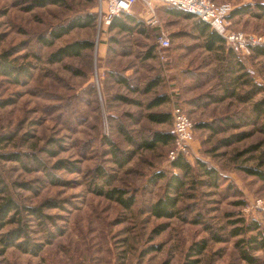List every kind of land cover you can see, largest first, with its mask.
<instances>
[{"label": "rangeland", "instance_id": "1", "mask_svg": "<svg viewBox=\"0 0 264 264\" xmlns=\"http://www.w3.org/2000/svg\"><path fill=\"white\" fill-rule=\"evenodd\" d=\"M29 1L0 0V55L6 56V63L26 70L18 83L0 75V101H8L0 107V190H4L0 198L7 196L30 208L47 204L41 209L49 219L44 223L25 219L28 239L43 246L38 255L10 247L0 255V264H185L191 260H197L196 264H248L241 260L234 245L240 237L230 238L228 233L240 226L231 224L238 219L255 220L264 232V181L245 171L257 168L264 172V136L248 119L251 104L264 98V93L249 103L224 96L223 78H228L224 51L203 50L195 17L171 15L168 7L160 5L156 7L158 25L149 27L146 34L128 35L106 28L99 32L97 26L77 28L47 47L38 41L39 37L48 38L51 30L86 14H96L99 0H65L64 6L27 10ZM210 1L230 6L231 12L252 6L257 16L230 17L229 28L264 41V16L255 7L264 5V0ZM133 12L144 17L141 6ZM161 27L171 40L166 59L172 53L180 55L181 60L174 66L189 74L175 69L166 72L170 68L166 59L158 63L140 59L149 47L156 46ZM81 40L92 41L93 49L85 50L80 57L48 62L58 48ZM193 55L201 64L198 68L193 67L195 61L190 62ZM244 60L245 71L251 69L254 74L247 73L264 87V57L250 55ZM235 69L229 73L232 79L243 72L237 66ZM110 72L124 74L130 86L137 89L162 72L168 78L160 76L159 87L144 95L131 93L114 82ZM177 84V98L151 112L171 113L181 104L194 126L192 156L188 158L196 170L194 180H207L195 160L217 170L223 180L217 188L189 182L179 196L178 217L156 219L148 208L162 195L164 180L151 184L149 178L156 172L171 170L168 153L172 146L159 145L151 151L136 149L117 132L115 122L123 123L136 143L149 136L151 130L169 131L171 120L158 125L146 119L149 111L145 104L155 93L169 91ZM247 88L237 86L235 92L243 94ZM117 96L141 105L122 102L115 99ZM190 100L200 101L188 104ZM229 114L243 116L246 123L218 134L195 126ZM243 132L247 136L242 140L224 142ZM103 137L130 154L124 167L113 162L110 147L101 141ZM10 154H16L19 161L9 158ZM38 160L49 171L41 169ZM60 163L67 167L58 169ZM69 167L78 171L71 173ZM97 167L111 174L112 187L134 198L130 209L92 191L101 184V179L95 177ZM52 203L56 208L48 207ZM198 213L202 223H192ZM14 227L6 225L0 235ZM210 229L217 230L224 241L212 240ZM203 240L204 251L194 255ZM254 255L259 258L257 264H264L261 252Z\"/></svg>", "mask_w": 264, "mask_h": 264}, {"label": "trees", "instance_id": "2", "mask_svg": "<svg viewBox=\"0 0 264 264\" xmlns=\"http://www.w3.org/2000/svg\"><path fill=\"white\" fill-rule=\"evenodd\" d=\"M66 4L65 0H31L29 1V5L26 8L27 10H31L34 8H44L49 5H58L64 6ZM160 6V5H157ZM166 7V6H164ZM255 7L259 10L260 14L264 16V5L256 4ZM252 6L246 5L244 7L234 9L229 18L241 15V14H252L257 16L255 12L252 11ZM168 13L177 17H185L192 18L194 17L191 14L182 12L175 8L168 7ZM97 18L98 12L96 14H86L83 17H78L76 19L71 20L65 26H61L55 28L49 32V37H39V42L44 46L50 47L54 45V42L61 37L67 35L70 31L77 28H90L93 29L97 26ZM196 28L199 31L200 35L205 40V49L208 51L221 49L224 51L227 48V54H222V59H224V64L227 65L226 72L227 77L223 78L224 83V96L227 99L237 98L240 103H249L251 102L255 96L260 93H264V87L259 85L254 78L250 77V75L245 71L244 59H241L238 55L233 53L227 46L223 47L224 40L218 36L215 32L211 31L205 23L198 20L196 22ZM151 29V28H150ZM156 29V28H155ZM209 29L211 32H208ZM107 31H117L122 34H146L149 30L148 26H145L143 21L138 20L132 14H123L120 17L114 18L111 24L106 28ZM153 30V28H152ZM160 34V33H159ZM101 35V34H100ZM99 35V36H100ZM101 37V36H100ZM158 39V38H157ZM156 39V42H157ZM157 44V43H156ZM94 47V43L88 40H81L69 43L63 47L58 48L55 52L50 54L48 57L49 63H59L64 58L69 57H80L85 50H91ZM150 55V53H149ZM256 56L264 57V46L256 45L251 48V58ZM4 55H0V75L5 76L11 79L13 83H18V79L22 78L23 75H26L24 72L26 71L23 66H19L18 68L10 65L5 62ZM234 57V58H233ZM237 61V62H236ZM230 65V66H229ZM232 66V68H231ZM235 66L238 67L239 70L243 71L241 75L233 77L230 76V72H235ZM231 70V71H230ZM114 82L118 83L121 86H124L126 90H130L131 93L141 94H149L153 92L156 88L159 87L160 81L159 77L149 80L142 89L132 88L130 86V82L127 76L121 73L110 72L109 73ZM230 77V78H229ZM227 78V79H226ZM237 86H248L247 90L242 92L243 94H236ZM223 96V97H224ZM115 99H118L122 102L131 103L133 105H141L140 102L132 99H128L127 97L117 96ZM223 99V98H222ZM169 101V97L165 93H155L152 97H150L146 104L145 109L149 112L146 114V119L153 124H168L171 120V113L164 112H151V110L160 107L163 104H166ZM200 101V100H199ZM198 100H190L188 104L194 103L197 104ZM8 104V101H0V107H4ZM250 113L248 119L256 123L259 128L258 130L264 136V122L260 125V122L264 120V98L258 100L251 104ZM184 112V108L181 104L179 106ZM186 113V112H185ZM188 116V114L186 113ZM226 115L220 118H216L215 120H211L210 122L199 123L195 125L199 129H206L211 133L218 134L222 132L229 131L230 129L240 128L242 124L246 123V120L243 116H230ZM134 120V119H133ZM116 123L117 132L124 138V140L132 147L136 149L142 148L146 150H154L159 145L172 146V137L169 131L162 130H151L149 136L142 138L139 143H136L134 138L132 137L128 128L119 122ZM172 124V120H171ZM124 125V126H123ZM247 134L244 132L240 135L231 137L230 139H224V142H237L242 140ZM101 141L104 142L106 146L110 147V153L113 155V162L118 167H124L129 159L130 154L124 153L120 151L114 144V142L108 138H102ZM9 158H13L16 161H19V158L16 154L8 155ZM36 161V160H34ZM39 167L44 171H49L46 166L40 164ZM62 166L58 169H64L67 166L64 163H60ZM195 165L198 170L201 172L202 177H206L207 180L196 181L195 178V169L189 160L179 156L174 161L170 162V171H159L153 174L149 178V182L151 184H156L158 181L164 180V188L163 193L158 197V199L152 203L148 208V213L156 218V219H172L178 217L180 210H178L179 196L182 195V192L185 186L189 184L196 185H205L208 187L217 188L220 182L223 180L219 175L217 170L211 168L208 164L204 163L201 160H195ZM60 166V165H59ZM47 169V170H46ZM68 170L73 173L78 171V168L69 167ZM197 170V171H198ZM245 171L252 176H255L261 181H264V172L257 168H246ZM48 175V173L46 172ZM51 175V174H49ZM193 175V176H192ZM95 177L101 179L100 186H94L92 191L101 197L109 201L116 202L123 206L125 209H130L134 204V198L130 195L127 196V192L125 190L112 187L113 177L108 171L104 168L97 167L95 169ZM53 181V179H51ZM193 180V181H192ZM26 190H29L27 185H24ZM4 190H0V193H3ZM241 204V202H238ZM47 204H42L39 207H25L20 206L16 202H14L11 198L4 196L0 198V231L6 225H14L15 227L9 230H5L4 233L0 235V255L4 253L7 248L14 247L22 253H27L31 255H38L42 250V245L32 243L27 237V233L25 232L26 220L25 219H35L39 223H44L45 220L49 219L48 216H45L42 212V207H47ZM56 208V204H50ZM191 208L192 206L188 207ZM187 208V209H188ZM183 220L187 221V218L183 216ZM192 223H202L201 222V213L196 214V216L191 220ZM233 226H237L233 228L229 233L230 238H238L235 242V248L238 251V254L242 261L247 262L248 264H257L259 263V258L254 255L256 252H261L264 255V232L261 229V226L255 220L250 222H246L244 220L238 219L234 222H231ZM45 228V227H44ZM43 228V229H44ZM208 229V228H207ZM222 229V228H221ZM211 239L215 242H222L225 238L223 236L216 234V231H212L210 229ZM50 233V232H49ZM252 233V234H251ZM51 233L49 234V238L51 237ZM206 247V241L203 240L199 245L196 246L194 255L201 254ZM197 260H191L190 262H185V264H196Z\"/></svg>", "mask_w": 264, "mask_h": 264}, {"label": "built area", "instance_id": "3", "mask_svg": "<svg viewBox=\"0 0 264 264\" xmlns=\"http://www.w3.org/2000/svg\"><path fill=\"white\" fill-rule=\"evenodd\" d=\"M138 5L144 10V23L148 27L158 25L157 5L175 8L193 15L208 25L209 29L220 36L225 45L241 59H246L251 55L253 46L264 44L261 37L230 30L228 19L231 7L223 4L218 5L210 0H99L97 18L99 32L100 30L104 31L114 18L132 13ZM157 45L159 59L163 60L164 52L171 47V41L162 31L158 36ZM247 72L250 75L254 74L251 69H248ZM171 120L169 133L172 137V150L168 153V160L172 162L179 156L188 160L192 156L194 126L186 113L178 106L173 107Z\"/></svg>", "mask_w": 264, "mask_h": 264}, {"label": "crops", "instance_id": "4", "mask_svg": "<svg viewBox=\"0 0 264 264\" xmlns=\"http://www.w3.org/2000/svg\"><path fill=\"white\" fill-rule=\"evenodd\" d=\"M138 6H140V5H138ZM137 7V6H136ZM135 7V8H136ZM136 11V10H135ZM130 14H134V12H132V13H130ZM144 15V14H143ZM133 16H135V18L136 19H138V20H141V21H143V23H144V19H145V15H144V17L143 16H139L138 15V17H137V15H133ZM145 24V23H144ZM161 31H162V27H161ZM207 31L208 32H211L209 29H207ZM202 37V36H201ZM171 41V40H170ZM203 41H204V47H203V50H206L205 49V40H204V38H203ZM157 43V42H156ZM226 45H224L223 44V47H225ZM226 48V47H225ZM170 50V49H169ZM167 51L168 50H166L165 52H164V59L163 60H161V61H164L165 59H166V53H167ZM215 51H217V50H213V51H208V50H206V52L207 53H212V52H215ZM227 48L224 50V53L225 54H227ZM158 45L156 44V46H154V47H149V49L148 50H146L142 55H141V57H140V59H143L145 62L146 61H154V62H156V63H158V61L160 60L159 59V56H158ZM149 53H150V55H149ZM180 55H177L176 53H172L169 57H167V59H166V61H167V66L169 65V69L166 71V72H172L174 69L177 71V72H181V73H186V74H189L190 72L189 71H186V70H181L182 68H178V67H175L174 66V64H177L180 60H181V58L179 57ZM191 58V60H190V62L193 60V61H195V57H197L196 55H193V56H190ZM201 64H197L196 63V61H195V63L193 64V67H195V68H198L199 66H200ZM190 66H192V63H191V65ZM192 67H190V69H191ZM194 69V68H193ZM175 73V72H174ZM194 74H196V73H194ZM199 74V73H198ZM197 74V75H198ZM160 76L161 77H164V76H166V78H168L167 77V74L165 73V72H162V73H160ZM160 76H159V81H160V84H161V81H162V79L160 78ZM174 77V76H173ZM175 88H177V89H179V87H178V84L176 85V86H174V88H172V89H170L169 91H165L164 93L165 94H167L168 95V97H169V101L170 100H172L173 98H177L176 96L178 95V93L176 92V90H175ZM175 93V94H174ZM175 95V96H174ZM168 101V102H169ZM167 102V103H168ZM175 107V106H174ZM173 109V108H172ZM172 111V110H171Z\"/></svg>", "mask_w": 264, "mask_h": 264}]
</instances>
